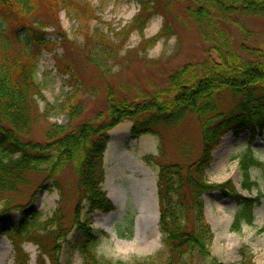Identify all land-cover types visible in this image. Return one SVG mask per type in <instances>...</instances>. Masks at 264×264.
Here are the masks:
<instances>
[{"label":"trees","instance_id":"16d2710c","mask_svg":"<svg viewBox=\"0 0 264 264\" xmlns=\"http://www.w3.org/2000/svg\"><path fill=\"white\" fill-rule=\"evenodd\" d=\"M34 1L0 0V234L11 243L14 264H28L25 242L37 246L36 264H60L62 245L73 229L81 234V264H127L98 257L95 251L98 239L89 218L95 211L108 213L114 209L103 187L104 152L110 139L108 132L125 120L132 122L130 138L151 134L160 141L158 154H148L143 159L158 168V225L167 253L164 264H193V253L210 256L213 231L206 219L203 199L207 192L218 190L224 196H234L239 208L230 225L232 231H239L242 224H251L253 209L262 194L244 197L230 180L208 183L204 174L213 150L226 133L238 137L244 131L254 135L264 129V51L245 44L237 49L222 27V21L231 12L264 17V0H191L186 11L207 29L202 36L212 44L210 51L214 57L208 53L204 60L179 65L168 76L166 88L151 95L143 94L138 101L119 97L109 87L106 111H99L92 119L72 127L48 123L43 142L33 140L30 134L38 115L41 116L35 98L41 95V87L35 76L41 51L51 44L45 38L48 24L33 21L32 26H19L25 35L21 36L16 29L18 48L11 38L12 24L24 21L36 9ZM45 3L49 8H63L66 0H45ZM156 4V0L141 1V9L132 21L139 32L158 11ZM85 9L92 15L88 5ZM164 36L168 35L161 31L151 42ZM226 93L235 99L227 111L217 103L218 97ZM59 107L70 120L80 116L84 109L75 94L69 95ZM187 113L194 114L200 126L199 154L185 164L164 161L156 126L174 124ZM183 151L179 150L181 154ZM238 163L241 187L251 191L257 183L251 181L249 169H264V164L254 157L250 147L241 153ZM67 167L77 179L76 204L69 221L60 206L51 216L41 218L34 201L44 189L43 182L33 185L27 202L12 200L21 188L31 186L33 173H44L46 179L53 178V186L60 188L56 176ZM12 210L18 211L19 217L14 227H8L1 218Z\"/></svg>","mask_w":264,"mask_h":264},{"label":"rangeland","instance_id":"374dc122","mask_svg":"<svg viewBox=\"0 0 264 264\" xmlns=\"http://www.w3.org/2000/svg\"><path fill=\"white\" fill-rule=\"evenodd\" d=\"M141 1L66 0L63 8H49L45 0H35L36 9L24 21L12 24L11 38L16 48V29L19 26H32L33 21L48 24L45 38L51 44L42 49L35 76L36 83L41 87V95L35 97L41 116L38 115L30 138L43 142L48 123L72 127L92 119L99 111H106L109 87L119 97L138 101L143 94L151 95L157 89L166 88L168 76L179 65L204 60L208 53L215 56L210 51L212 44L204 41L202 36V31L207 32V29L186 11L191 0L168 3L156 0L158 11L139 32L132 26V21L141 9ZM87 5L92 15L86 11ZM222 27L237 49L245 44L264 51V17L231 12L222 21ZM161 31L168 36L151 42V38ZM19 32L21 36L25 35L23 28ZM71 94H75L76 100L84 106L81 115L74 120H70L59 107ZM234 101L228 93L217 99L219 107L226 111L233 107ZM156 127L162 139L164 161L185 164L198 156L201 135L194 114L187 113L174 124H159ZM247 147L264 164V129L254 135L244 131L238 137L232 132L226 133L211 154L212 160L204 178L208 183L230 180L244 197L262 194L259 204L253 209V221L242 224L237 232L232 231L230 225L239 208L234 196H224L218 190L205 193V214L213 239L210 256L201 257L193 253V264H242L243 261L264 264V169H249L250 179L257 183V187L251 191L241 187L242 173L238 162ZM179 150H184V154ZM45 179L46 175L42 172L31 174V186L21 188L20 194L12 196V200L27 202L33 185L43 182L44 189L34 201V206L42 213L41 218L51 216L60 206L69 221L76 204V176L67 167L56 176L60 188L52 185L53 178ZM131 190L134 192L132 186ZM120 196L118 199L122 202ZM135 202L130 195L126 211L122 212L124 216L114 225H111L112 221L106 223L109 217L99 211L89 215L98 239L95 251L98 257L109 262L164 264L167 253L159 227L150 226L143 219L138 221V217L132 223L136 211L132 205ZM18 217V211L12 210L1 219L5 226L14 227ZM80 237L76 230L70 232L62 245L60 264H81ZM154 237L156 247L149 249V241ZM23 248L29 254L28 264H36L37 246L25 242ZM13 258L11 243L4 234H0V264H14Z\"/></svg>","mask_w":264,"mask_h":264},{"label":"crops","instance_id":"0c3cea01","mask_svg":"<svg viewBox=\"0 0 264 264\" xmlns=\"http://www.w3.org/2000/svg\"><path fill=\"white\" fill-rule=\"evenodd\" d=\"M131 125V121L125 120L109 131L110 139L104 153V190L112 200L114 210L104 216L109 217L106 223L112 221L111 225L121 221L124 216L122 212L126 211L128 205L126 202L130 200V195H133L137 203L132 205L133 210H136L132 223L138 217V221L143 219L146 224L158 227L156 187L158 169L145 163L143 156L157 155L160 141L157 136L151 134L131 139L129 137ZM131 186L136 194L132 192ZM119 196L122 202L119 201ZM148 246L149 249H155L156 237L149 241Z\"/></svg>","mask_w":264,"mask_h":264}]
</instances>
